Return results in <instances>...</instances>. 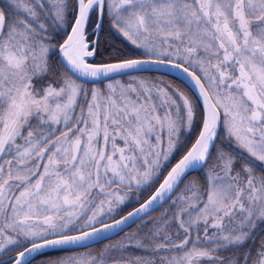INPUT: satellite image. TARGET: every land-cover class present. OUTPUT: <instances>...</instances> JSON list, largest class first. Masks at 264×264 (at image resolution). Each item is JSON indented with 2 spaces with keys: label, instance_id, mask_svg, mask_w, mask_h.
Listing matches in <instances>:
<instances>
[{
  "label": "snow or ice",
  "instance_id": "obj_1",
  "mask_svg": "<svg viewBox=\"0 0 264 264\" xmlns=\"http://www.w3.org/2000/svg\"><path fill=\"white\" fill-rule=\"evenodd\" d=\"M0 264H264V0H0Z\"/></svg>",
  "mask_w": 264,
  "mask_h": 264
}]
</instances>
